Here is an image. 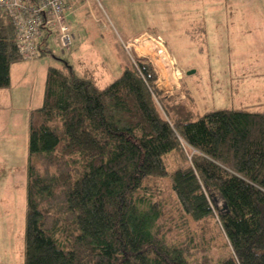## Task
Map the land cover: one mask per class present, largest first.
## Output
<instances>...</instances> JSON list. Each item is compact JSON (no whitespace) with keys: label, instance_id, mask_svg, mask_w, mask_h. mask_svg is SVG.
Wrapping results in <instances>:
<instances>
[{"label":"trees","instance_id":"16d2710c","mask_svg":"<svg viewBox=\"0 0 264 264\" xmlns=\"http://www.w3.org/2000/svg\"><path fill=\"white\" fill-rule=\"evenodd\" d=\"M14 38L0 16V89L13 63L33 61ZM155 80L138 58L105 87L66 60L47 67L29 115L23 264H191L190 226L212 218L228 251L215 264H264V112L193 120L190 95L170 104Z\"/></svg>","mask_w":264,"mask_h":264},{"label":"rangeland","instance_id":"374dc122","mask_svg":"<svg viewBox=\"0 0 264 264\" xmlns=\"http://www.w3.org/2000/svg\"><path fill=\"white\" fill-rule=\"evenodd\" d=\"M90 2L68 13L69 31L75 36L69 50L61 49L51 31L45 39L50 52L13 63L10 87L0 89V264H23L29 115L42 104L47 67H59L66 60L77 74L91 73L105 87L125 65L143 59L170 104L190 106L192 99L193 120L207 111L264 103V0H100L101 6ZM196 27L203 30L192 31ZM157 36L166 48L170 71L152 58L151 39ZM143 46L149 54H142ZM238 74L247 77V86L232 82ZM256 111L264 112V106ZM177 161L168 157V169ZM166 184H159L163 191ZM165 195L170 198L169 192ZM178 221L168 226L174 227L171 236L181 241L185 234ZM206 227L190 226L188 234L204 242L194 248L198 242L193 235L191 264H215L228 255L217 219Z\"/></svg>","mask_w":264,"mask_h":264},{"label":"built area","instance_id":"2783aa9c","mask_svg":"<svg viewBox=\"0 0 264 264\" xmlns=\"http://www.w3.org/2000/svg\"><path fill=\"white\" fill-rule=\"evenodd\" d=\"M80 1L0 0V16L6 17L11 23L15 34V45L20 56L25 60H34L40 57L39 47L51 31L56 33L61 49L69 50L75 41V36L69 31L67 12ZM93 1L101 6L100 0ZM151 41L153 42L150 44L151 51L161 60L162 52H166L162 38L157 36ZM145 42L147 43V38ZM131 46L132 44L129 45ZM146 50L148 49L143 46V51L146 52ZM177 73L176 75L179 76V72Z\"/></svg>","mask_w":264,"mask_h":264},{"label":"crops","instance_id":"0c3cea01","mask_svg":"<svg viewBox=\"0 0 264 264\" xmlns=\"http://www.w3.org/2000/svg\"><path fill=\"white\" fill-rule=\"evenodd\" d=\"M85 3H87V4H89V3H91L90 1L89 2H86L85 0H81L77 5H75V6H73L68 12H67V16H69L68 15V13H70V12H79L80 10H81V6L83 7L84 5H85ZM80 4V5H79ZM73 10V11H72ZM203 30V29H201V28H198V27H196L195 29H192V31H194V32H196V30ZM165 50H166V48H165ZM174 58V57H173ZM175 59V58H174ZM46 70L47 69H45L44 71H43V73H44V75H45V73H46ZM10 73H11V71H10ZM11 77V76H10ZM45 77V76H44ZM246 76L245 75H243V74H238L235 78H233L232 79V82H234V83H238V84H240V85H245V86H247V84H248V81H246ZM259 106H264V103H259V101H257V103H250V104H246V103H244V105H242V108L243 109H246V110H250V111H256L258 108H259Z\"/></svg>","mask_w":264,"mask_h":264},{"label":"bare ground","instance_id":"6f19581e","mask_svg":"<svg viewBox=\"0 0 264 264\" xmlns=\"http://www.w3.org/2000/svg\"><path fill=\"white\" fill-rule=\"evenodd\" d=\"M150 49V48H149ZM142 54H149L148 52H142ZM152 58H154V59H158L157 61H159V64H160V66H161V68L163 67V69H166V71H170V68H171V65H170V63L169 62H167V64H166V61H167V57H166V54L165 53H163L162 52V54H161V60H160V58H158L157 57V55H155V54H153L152 53ZM162 60H163V63H162Z\"/></svg>","mask_w":264,"mask_h":264},{"label":"water","instance_id":"95a60500","mask_svg":"<svg viewBox=\"0 0 264 264\" xmlns=\"http://www.w3.org/2000/svg\"><path fill=\"white\" fill-rule=\"evenodd\" d=\"M191 72H188V75L190 74Z\"/></svg>","mask_w":264,"mask_h":264}]
</instances>
